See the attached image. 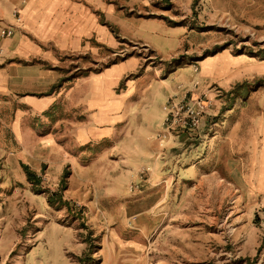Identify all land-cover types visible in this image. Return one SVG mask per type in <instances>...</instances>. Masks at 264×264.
<instances>
[{
    "label": "rangeland",
    "instance_id": "1",
    "mask_svg": "<svg viewBox=\"0 0 264 264\" xmlns=\"http://www.w3.org/2000/svg\"><path fill=\"white\" fill-rule=\"evenodd\" d=\"M30 1L0 0V72ZM104 4L47 109L0 93V264H264V0Z\"/></svg>",
    "mask_w": 264,
    "mask_h": 264
},
{
    "label": "crops",
    "instance_id": "2",
    "mask_svg": "<svg viewBox=\"0 0 264 264\" xmlns=\"http://www.w3.org/2000/svg\"><path fill=\"white\" fill-rule=\"evenodd\" d=\"M104 6V0L30 1L23 11L22 28L5 45L10 65L6 71L0 72V89L4 90L0 93L5 95L12 91L20 101L27 99L30 108H24L21 103L23 111L39 114L47 109L54 101V97H49L55 93L53 89L61 80L57 71L49 69L52 53H87L90 50L97 55L98 49L91 48L93 41L101 46L114 43L112 34L98 16H103ZM108 12L112 15L113 11L108 9ZM117 18L110 17L111 23ZM128 25L132 29L133 24ZM92 80L96 82L98 77ZM43 94L48 98L42 103L33 101L35 95ZM87 100H84V106ZM21 115L24 112L19 111L18 116Z\"/></svg>",
    "mask_w": 264,
    "mask_h": 264
},
{
    "label": "built area",
    "instance_id": "3",
    "mask_svg": "<svg viewBox=\"0 0 264 264\" xmlns=\"http://www.w3.org/2000/svg\"><path fill=\"white\" fill-rule=\"evenodd\" d=\"M13 35L11 30L4 31L1 34L2 38H10ZM2 51H0L1 54ZM206 105L203 97L198 98L187 105L177 104L172 106L169 113L174 117V123L178 122L183 125H190L191 127H198L201 122V117L205 112Z\"/></svg>",
    "mask_w": 264,
    "mask_h": 264
},
{
    "label": "trees",
    "instance_id": "4",
    "mask_svg": "<svg viewBox=\"0 0 264 264\" xmlns=\"http://www.w3.org/2000/svg\"><path fill=\"white\" fill-rule=\"evenodd\" d=\"M26 170H28L27 167H26ZM29 176H31L30 173H29Z\"/></svg>",
    "mask_w": 264,
    "mask_h": 264
}]
</instances>
